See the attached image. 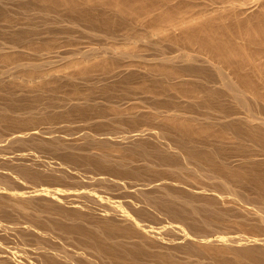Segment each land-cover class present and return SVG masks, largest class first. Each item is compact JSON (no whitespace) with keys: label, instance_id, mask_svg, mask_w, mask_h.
<instances>
[{"label":"bare ground","instance_id":"6f19581e","mask_svg":"<svg viewBox=\"0 0 264 264\" xmlns=\"http://www.w3.org/2000/svg\"><path fill=\"white\" fill-rule=\"evenodd\" d=\"M42 1L45 2V0ZM101 1V9L99 10H104V17L107 19H102V21H94V19H92L91 22H95H93L95 27H100V25H102L104 28H108L107 30L112 29L114 26H116L114 28H118L124 24L121 18H129L132 21H140V23L147 20L149 23L146 25L149 24L147 28L149 27L150 29V31L148 29L149 35L140 34L135 41L129 42V45L137 46L138 43H149L150 41L152 44L155 40L152 42L150 38L153 39L154 36L160 35L164 42H167L170 46H175V48H182L184 51L178 55H171L172 53L167 54L163 51L166 53L165 54L162 53L161 50L160 55H156V57L149 60L135 54L134 52L136 50L134 49L136 48L133 49L134 52H131L127 49H120L113 44L114 46L111 45L104 49L93 50L89 54L77 50L71 55L69 54V56H63L61 52H58L56 49L60 48L63 44H68L69 46L71 41H73V43L76 40L80 41V38L78 39L77 37L76 39V36H74L75 40L72 36L60 37L58 36L59 34H54L55 36H51V41L49 39V42L46 41L47 43L43 42L44 40L41 41L38 39L39 42H37V45L44 43L41 46L45 48V51L40 52L39 59L27 60L25 62H19L16 59L18 63H26L21 65V69L17 67L18 70L23 69L21 74L20 72H18L19 74L9 72L7 68L4 70L5 72L3 69L0 70V83L3 84V82H1L3 80L4 83L6 82L19 86V89L20 87H28L26 90H37L42 93L46 89V85L44 84L54 77H58L57 79H59L61 76L60 79L63 77L68 81H73L72 83L75 84V82L78 83L81 80L80 76H84L83 78H85V75H90L91 72H93L92 69L95 67L104 70L103 73L105 77L107 76L113 79L117 86V83L122 82L121 78L124 80L127 75L128 78H130L129 75L132 71L133 73L137 72L136 69V72H134V70H129L128 68L130 66L125 64L130 63L128 61L132 59L135 61L134 58H136L142 59V64H147H145V68L142 67L144 77L146 75L145 80L150 79L147 81H151V79H153L155 85L158 84L159 86V88L158 86L156 87L158 91L154 93L155 95H152L156 97V102L161 98L160 96H165L163 97L164 101H162L163 98H161L157 103L154 100L153 103H156L154 105L144 106L146 102L141 101L139 98L129 97L130 94L135 93L132 92V90L130 91L131 93L129 92V86L124 90L125 92L127 91L126 94L130 93L129 95L125 96V92L123 93L122 91L123 95H119L120 97L115 101L112 100L115 98H112L110 99L111 101L106 100V102L103 103L102 106L104 109L107 108V110L116 111L115 114L117 117H120L118 121L121 122L122 118H124V121L127 119L129 124L131 123L133 126L138 127L135 130V135L110 136V134H106L104 135L106 139L102 137L107 143L109 141V144H107L103 140L109 148H104V144L101 146L107 151L111 147L112 149L110 150H115L120 144L114 145V142L117 143L119 141L123 144H120L119 149L117 148L118 152L117 150L114 151L118 154L113 152L114 155L110 151L99 152L102 148L96 151L97 145L95 146V144L92 145L93 147H87V149H85L86 147L63 146L61 142L58 146H62L61 150H64L65 154H67L66 152H68V154L70 153L69 156L72 155V157H64V163L62 162L60 165L58 162L56 166L54 162H51L50 165L47 160L39 161L38 158L41 157V155L38 157L40 153H35L38 158L35 159L32 157L35 159V161L33 160L34 162L38 160L41 163L45 161L48 164L46 163V165L44 162L41 165L42 167H38L35 164L21 165V163L19 164V162H17L18 166L15 167V165V168L12 166V170L7 169L8 173L4 172V174L6 173L5 176H2L3 172L1 171L3 170L0 171V232L4 235L16 234V231L18 232L16 229L19 227L20 223H14L15 219L14 221H9V219L5 221L7 217L4 218L8 214V216L12 214L18 217L19 222L22 221V225L24 224V227H22L25 230L30 228L29 232L34 228V230H36V228H38L37 223L39 222L46 224V227H49V229L46 228V233L44 230H36V234L40 232L42 236L52 237L53 240H57V242H53L50 241V238V240H48V238L45 237L47 240L42 241L41 239H44V237L41 238L38 234V236H40V241H34L37 245L34 243L36 247L34 246L35 248H32L34 249L32 251L35 252V255L33 254L34 257H32L33 252L28 248L31 251L29 255V250L27 251L26 249V243L23 242V244L20 243V245L14 244L16 247L14 246V248H11L10 246L7 247L1 238L0 264H264V172L261 171V169L260 172H263L261 173L263 175H261L258 172L260 168L258 167V170L255 168L261 161L260 166L263 165L262 168L264 169V30L262 29L263 27L259 29L261 36L259 35L260 37L258 36L259 39L257 37L256 41L251 38V41L256 42V46L254 42L249 43L250 39L247 40L248 42L245 41V44H241L238 41H244L242 35L246 36V31L250 30V26L253 27L251 22L248 21L240 25V23L238 24L240 20H238L237 23L236 21L234 23L229 20L230 24H234L230 26L228 20L227 22L225 21V19L228 17V19H230L231 17L227 15L229 14L227 12H231L233 16H242V14H246V7L253 0ZM61 2L62 1H60V3ZM74 2L76 3V0H74ZM55 3L60 4L58 0ZM83 3H87V1ZM261 3H264V1H261ZM63 4L65 5V3ZM54 6L53 8L56 10L57 4L55 7ZM65 6H67L69 10L68 5ZM75 6L74 4V7ZM47 8L46 6V9ZM78 8L76 6L75 9L77 10ZM86 8L87 7H85V9ZM73 11H75L74 8ZM73 11H70V13L74 14ZM82 14L83 13H81V16ZM91 15L92 14L89 16ZM94 15H96V13ZM83 16L82 18H84L86 22H90L87 21L89 17L86 18L85 15ZM74 17L75 16H73V18ZM117 17H121L119 23L118 21L115 23V20H117L115 18ZM258 17L264 19V12ZM81 19L79 21H82ZM221 20L222 22L220 24L219 22ZM223 20L228 23V25L225 23L223 24ZM71 21L69 22L71 23ZM73 22L75 21H72V27L69 26L72 30L74 28L73 26H75L82 34L97 35V32L93 33L88 29L91 31L90 33L84 30V28L82 29L81 27L83 24L79 27V25L76 23L73 24ZM96 22H98V24ZM121 22L122 24H120ZM216 22L219 25H217ZM70 23L68 25H70ZM213 23L215 24L213 25ZM256 24L257 27L261 25L257 21ZM244 29L246 30L245 32ZM242 30L245 34H243ZM251 31L254 32L255 30H250L249 32ZM17 35H15V38L19 36ZM19 37L15 40H20V42L16 43L15 41L2 44L0 47V60H3L2 62L7 59V62H10L12 57L14 58L15 55L19 54L18 49L22 46V36L20 39ZM79 41L77 42L79 43ZM77 42L74 43V45L78 44ZM247 43H249V45L254 44V46H249ZM146 45L147 44H145V46ZM141 49H146V47H142ZM138 51L136 53H138ZM55 59L60 60L62 63H66V66L64 65L61 70H58L55 68L46 69L44 68L46 67L45 65L35 64L54 63L56 62ZM133 60L132 63H134ZM111 63L115 64L109 68V66L112 65ZM118 63L120 65L123 63V65L117 67ZM72 69L75 70L72 71ZM142 71H138L140 75ZM7 72L9 74H7ZM34 72H39V75L36 74V77H33L31 73ZM74 72H76V74L78 73V75L81 74L78 77L79 80H75L77 77L74 78ZM138 72L136 75L139 74ZM26 75L28 77H25ZM63 78L62 81H64ZM61 82L60 84H62ZM111 84H113V82L109 83V86ZM62 85H59L60 87L58 86V89L62 88ZM55 86H57L56 82ZM66 86L70 87V85ZM74 86V90L72 88L69 90L72 91V93H77L78 87L76 88V85ZM103 86L104 88L100 86L99 90L101 93L106 94V90L109 86L107 85V88H105L106 84ZM6 87L8 86L6 85ZM47 88L49 87L47 86ZM91 88L92 87H90L88 91L91 90ZM149 89L152 90L150 87H148L147 90L145 88L146 91H149ZM26 90L24 89V91ZM11 92L12 90L10 93ZM88 93L90 95V92ZM2 94L4 95V93ZM97 95H99V93ZM111 95L110 97H113V91ZM115 95L118 96V94ZM80 96H77V98L72 96L73 98L65 100L66 103L65 101H63V103L61 102L62 104L65 103L64 105L58 106V108L66 110L72 105L68 110L63 111L65 118L66 115L70 117L74 115L75 112H81L83 110V113H86L91 108V110H89L91 113L97 111L96 109L98 107H102L100 104H96L98 102L95 103V101L89 98H79ZM106 96L109 95L106 94L104 97ZM136 101L139 102L137 103ZM11 102L13 101L11 100ZM1 103L0 104L3 105V102ZM13 104L14 103H12L10 107H12ZM5 105H3V108L0 106V116L2 117H0V120L6 122V118L14 115L12 121L16 119V123L20 122L18 124L19 126L23 124V121H25V125L27 121L28 124L33 123V125H36L34 122L37 119L31 117L37 116L36 118H38V116L41 117V115L48 117L47 114H51L53 112L52 110L58 109L57 107L53 108V106H51L53 108L52 110L48 108L49 106L45 108H30L25 111L19 108L20 111H23L20 112L8 106L5 108ZM124 106H126V108ZM127 106H130V109L129 107L127 108ZM190 106H196L198 109L202 108L204 110L201 112L193 110V112L191 111V109H193L192 107L188 109ZM196 107L194 108L196 109ZM11 109H13V111ZM49 109L50 112L52 111L51 113ZM200 109L198 111H200ZM101 110L100 108V111ZM129 110L132 111L128 112ZM103 113L105 114V112ZM54 114H57V111L56 113L54 112ZM87 114L89 115V113ZM116 115L115 118H117ZM52 116L55 117L53 113ZM47 117L46 119L43 118L44 121L49 119V117ZM108 119L106 121L110 123ZM6 120L9 123V120ZM49 120L51 121L52 118ZM118 121H116V123H120ZM3 122L0 121V123ZM42 122L43 121H41V123ZM141 122L143 124H140ZM12 123L15 124V121ZM112 123L114 122L112 121ZM139 124L140 127L146 126V130L138 131L137 129L140 128L138 126ZM92 134L88 135V139L93 140L91 142H97L96 144H98V139L100 138L101 142L104 143L100 134L98 136L97 134L95 136V133ZM25 136H21V138ZM106 136H109V138ZM17 139H15L16 142H18ZM22 139H20V141ZM114 139L115 141H113ZM24 140H26V138H24ZM52 140L51 143L56 142V146L60 141L58 138H53ZM111 140L112 143H110ZM199 140L208 142H200ZM34 141L33 144L36 142ZM42 141L44 140L42 139ZM26 142L29 143L27 140ZM39 142L40 141H38V144L42 145L43 143L44 145L46 141L42 143ZM101 142L99 143L101 144ZM220 143H224L225 145ZM38 144L35 143L34 145L37 146ZM52 144L47 145L46 143L47 146H51ZM217 144L223 147L226 146V148L224 147L222 149L220 145L216 147ZM98 146L100 148V145ZM39 147L37 146L36 148ZM33 150L32 152L36 149ZM32 152L30 151L29 153L32 154ZM83 152L86 153L85 157H82L84 156ZM31 154H29V156ZM31 156H33V154ZM77 156H81L82 158H78ZM24 163H27V161ZM71 163H75L76 166L73 164L75 167H77L78 163H82L84 167H89L90 170L92 169L96 172H103L104 170V172H107L109 170L110 173H108V171L106 174L110 175L109 177H105L106 175L103 176L100 173V175L105 177L102 184H104L106 180L109 181L108 179L112 176L111 174L115 177V175L118 176L119 173L122 174V171L119 170L128 171L129 173L126 172L128 174L126 178L128 179L125 180H129V182L121 181V185H118L120 188L128 190L127 193L131 195L125 194L127 195V201H125L126 198L123 197L125 202H123V200H113L105 193L109 190L105 183L108 189L106 190V188L103 187V190L104 188L106 190L103 191L105 194H103L102 191L101 194L98 190H95L94 187H91V189H85V191L80 193L74 194V192L72 195L77 196H74L73 199L69 198L70 200H68V197L63 195L64 191L57 189L52 190L53 188H48V185L43 189L35 188L34 190L36 191L33 190V192H28L30 190H26L27 192H19L14 185L15 183L24 187L32 182H41L42 179L46 178V175L48 176L51 174L53 176V174H60V172L63 170L66 171L68 168L71 169L72 167L70 168L69 166L67 168L69 164L73 166ZM53 164H55L56 167ZM8 165H6V168ZM82 165H79V167H82ZM125 171H123V173ZM148 173L156 177H152V179L145 178L147 176H152ZM143 174H147V176ZM48 178L49 177L46 179ZM65 178L66 177H64V179ZM118 178H120V176ZM124 178L125 177H123V179ZM50 179L48 181H55ZM99 180H101V178ZM59 181L60 180H58V182ZM109 184H111V181ZM29 186L30 185H28V188ZM59 188L62 189L61 187ZM68 191H65L67 195L69 193ZM4 192H7L6 194L8 195H4ZM40 194H44V197L48 196L50 198V203L44 205L41 201H36V196ZM41 205L46 207H42ZM22 215L29 216L27 218L28 222L20 219ZM145 216L146 218L147 216H155V218L159 216L158 218H162V223H164V225L161 224L162 226L157 228L150 227L146 225L148 218L145 219ZM215 219L218 220L215 221V223L218 222V224L213 223ZM158 220L160 219L156 218V221ZM211 222L214 225H212ZM219 222H226L228 224L227 226L236 229L235 232L225 231L226 224L225 228L223 227L225 230H221L223 228L217 226ZM215 225L219 229H214L213 226ZM200 228H202V230L203 228L205 230L213 229L205 233L207 231L204 230L205 232H203ZM43 229H45V227H43ZM26 232L28 233V231ZM9 235L7 236L11 237ZM15 236L20 237V234H16ZM15 236H13V238ZM20 238L21 241L25 240L24 236ZM67 239L68 241L69 239L71 240L69 241L70 245L71 243L74 245L75 242L81 240H84L86 244H82L84 242L81 241L80 243H76L78 244L77 246L75 245L76 247L73 245L70 247V245L67 246V243L63 242ZM32 240H35V238ZM15 241L18 242V240ZM47 241L53 242V244H49ZM9 243L11 242L9 241ZM3 253L6 257H2L4 256Z\"/></svg>","mask_w":264,"mask_h":264},{"label":"rangeland","instance_id":"374dc122","mask_svg":"<svg viewBox=\"0 0 264 264\" xmlns=\"http://www.w3.org/2000/svg\"><path fill=\"white\" fill-rule=\"evenodd\" d=\"M41 1V2H40ZM57 2V0H45V2H43L42 0H0V47L2 46V44H4V43H6V42H15L16 41V43L17 42H20V40L18 41V40H15V39H17L20 35L22 36V39H21V41H22V46H21V48H19L18 49V52H19V54L18 55H15V57L13 58L12 56V60H10V62H7L8 61V59L5 61L4 60V62H2L1 60V62H0V70L1 69H3V71L7 68V70L9 69V72H12V73H16V74H19L18 72H20V74H21V72H23V69L22 70H18L17 69V67L19 68V69H21V65H23V64H26V63H18L17 61H21V62H25V61H27V60H37V59H39L40 57H39V54H40V52H42V51H45V48L43 47V46H41V45H43V44H38L37 45V42H39V40H41V41H43V42H45V43H47V42H49V39H50V41H51V36H55L56 34L58 35V36H60V37H67V36H72V37H74V36H76V39H77V37H78V39L80 38V41L79 40H76L75 39V37H74V39L76 40V41H74V43H76L77 41H79V43L78 44H75L74 45V43H73V41H71V43H73V44H69V46H68V44L67 45H65V44H63L60 48H58V49H56L58 52H61V54L64 56H69V54L71 55L73 52H76L77 50H79V51H81V52H83V53H87V54H89L90 52H92L93 50H100V49H104L105 47H108V46H117V47H119L120 49H123V50H129V51H131V52H134L133 51V49L134 48H136V49H134V50H136L134 53L135 54H137L139 57H144V58H146V59H151V58H153V57H156V55L158 56V55H160L161 54V52L162 53H172L171 55H178L179 53H181L182 51H184L182 48H180L179 49V47H176L175 48V46L173 47V45L172 46H170V44H168L167 42H164L163 40H162V36H160V35H158V36H154L153 37V39L152 38H150L151 40H152V44H151V41L148 43H142V44H140V43H138L137 44V46L135 45H129L128 43L129 42H133V41H135L137 38H138V36H140V34L141 35H149L148 34V32L150 31V29H149V27L147 28V26L149 25H146L147 23H149V22H147V20L143 23V22H141L140 23V21H136V20H131V19H129V18H125V19H129V20H125V19H123V18H121V17H117V18H115V19H117V20H115V23H116V21H118V23L120 22V18H121V21L124 23V24H122V22L120 23V24H122L121 26H119L118 28H114V27H116V26H114L112 29H109V30H107L108 28H104V26H102V25H100V27H95V22L94 21H98V20H100V21H102V19H107L106 17H104L105 16V14H104V10H99V9H101L100 8V3L102 2L101 0H89V4H88V0H80V3H79V0H76V3L74 2V0H60V1H62L61 3H60V1L58 0V2L60 3V4H58V3H55V2ZM68 1H69V3H68ZM85 1H87V3H83V2H85ZM261 1L263 2L264 0H253V1H251L249 4H248V6L246 7V14H242V16L241 15H239V16H233V15H231V12H227V13H229V14H227V15H229V16H231L230 17V19H225V21L227 22V20H228V23H229V25L230 26H233L234 24L232 23V24H230V21H233L234 23H235V21H236V23H237V21L238 20H240L239 22H238V24L240 23V25H242V24H244V23H246V22H251V25L253 26V27H251L250 26V30H255L254 32L253 31H251V32H249L248 30L246 31L245 29H244V32L246 31V36H244V35H242L244 38V41L243 42H241V41H238L239 43H244L245 41L246 42H248L247 40H249V43L251 42V43H253L254 41H251V38H252V40H257V37L261 34V33H259V29H261V27H263L262 29L264 30V19H260L258 16L259 15H262L263 14V12H264V3H261ZM70 2H72V3H70ZM74 2V3H73ZM54 3V4H53ZM63 3H65V5H68V7H69V10H68V8H67V6H65ZM53 4V5H52ZM56 4H57V6H56ZM70 4V5H69ZM74 4L77 6V10L75 9L76 8V6L74 7ZM86 4V5H85ZM56 6V10H55V8H53V6ZM59 5H61V6H59ZM64 5V6H63ZM82 5H85V6H82ZM46 6L48 7L47 9H46ZM54 6V7H55ZM58 7H60V8H58ZM61 7H63V8H61ZM71 7V8H70ZM81 7H83V8H81ZM85 7H87L86 9H85ZM53 8V9H52ZM73 8H74V10L75 11H73ZM81 8V9H80ZM84 9H85V13L87 14H85L84 13ZM48 12H47V11ZM80 10V11H79ZM4 12V14H3V12ZM45 11H46V13H45ZM70 11L72 12H74V14L73 13H70ZM77 11V12H76ZM82 11V12H81ZM89 11V12H88ZM99 11H100V13H99ZM262 11V12H261ZM93 12V13H92ZM5 13H6V15H5ZM79 13V14H78ZM81 13H83L82 14V16L83 15H85L86 16V18L87 17H89V18H87V21H90V22H86L85 21V19L84 18H82V16H81ZM96 13V15H94ZM99 13V14H98ZM106 13V12H105ZM258 13H260V14H258ZM262 13V14H261ZM90 14H92L91 16H89ZM102 14V15H101ZM257 14V15H256ZM79 15V16H78ZM102 17H101V16ZM251 15V16H250ZM73 16H75L74 18H73ZM248 16V17H247ZM252 16H253V18H252ZM79 17V18H78ZM84 17V16H83ZM97 17V18H96ZM227 17V16H226ZM251 17V18H250ZM76 18V19H75ZM82 18V19H81ZM233 18V19H232ZM257 18V19H256ZM70 19V20H69ZM71 19H72V21H75V22H73V24H77V25H79V27H81L82 26V24H83V26L81 27L82 29L84 28V30H86V31H88V32H90L91 33V31L94 33H96L97 35H92V34H82L81 32H79V30L77 29V28H75V26H73L74 28H73V30H72V28H70V27H72L71 25H72V21H71ZM74 19V20H73ZM82 20V21H79V20ZM88 19H90V20H88ZM92 19H94V23L93 22H91L92 21ZM252 19H254V20H252ZM230 20V21H229ZM259 23V24H261L260 26H258L257 27V24H256V21ZM69 21H71V23L69 22ZM76 21H78V22H76ZM126 23H125V22ZM79 22H81V23H79ZM219 22V21H218ZM221 22H222V20L219 22L220 24H221ZM226 22H224V20H223V24L225 23V24H227L228 25V23H226ZM70 23V25H68ZM90 23H91V25H90ZM97 24H98V22H96ZM118 23H117V25H118ZM217 23V22H216ZM119 24V25H120ZM215 23H213V25H214ZM94 25V26H93ZM217 25H219L218 23H217ZM11 26V27H10ZM70 26V27H69ZM91 26V27H90ZM256 26V27H255ZM70 29H69V28ZM89 27V28H88ZM92 27H93V29H92ZM102 27V28H101ZM209 27V26H208ZM87 28V29H86ZM210 28V27H209ZM244 28H246V27H244ZM91 30V31H89V30ZM98 31H97V30ZM148 29H149V31H148ZM95 30V31H94ZM111 30V31H110ZM256 30H258V31H256ZM242 32H243V30H242ZM243 32V34H245ZM249 32V33H248ZM256 32H258V33H256ZM21 33H23V34H21ZM68 33H70V34H68ZM19 36H18V35ZM55 34V35H54ZM249 34V35H248ZM15 35H17L18 37L17 38H15L16 36ZM23 35H24V37H23ZM254 35V36H253ZM256 35V36H255ZM13 36V37H12ZM21 36L19 37V39L21 38ZM251 36V37H250ZM261 36V35H260ZM259 36V37H260ZM158 37V38H157ZM259 37H258V39H259ZM25 39H27V40H25ZM39 39V40H38ZM24 40V41H23ZM28 43H26V42ZM47 41V42H46ZM30 42V43H29ZM32 42H34V43H32ZM159 42V43H158ZM245 42V43H246ZM65 43V42H64ZM66 43H69V42H66ZM112 43V44H111ZM244 43V44H245ZM249 43H247L248 45H249ZM255 43V46H256V42H254ZM35 44V45H34ZM107 44H109V45H107ZM114 44V45H113ZM145 44H147L146 46H145ZM160 44V45H159ZM32 45V46H31ZM70 45H72V46H70ZM140 45H141V48L143 47H146V49H141L140 48ZM151 45V46H150ZM152 45H155V46H152ZM157 45V46H156ZM252 44H250L249 46H251ZM134 46V47H133ZM163 46V47H162ZM252 46H254V44L252 45ZM155 47V48H154ZM149 48V49H148ZM152 50H151V49ZM160 48H163V49H160ZM141 51H140V50ZM139 50V51H138ZM143 50H146V51H143ZM151 50V51H150ZM162 50V51H161ZM178 50V51H177ZM138 51V53L139 54H141V55H139L138 53H136ZM161 51V52H160ZM163 51H165V52H163ZM66 53V54H65ZM165 53V54H166ZM148 54V55H147ZM169 54V55H170ZM147 55V56H146ZM153 55V56H152ZM155 55V56H154ZM17 56V57H16ZM37 56V57H36ZM39 57V58H38ZM16 59H17V61H16ZM135 59V61H134V63H132V60H129L128 62H130V63H125V64H128L130 67L128 68L129 70H134V72H140V70L142 71L143 70V68H145L146 66H145V64L143 63H141L142 61V59L140 60V59H136V58H134ZM13 60H15V61H13ZM55 61L56 62H54V63H35V64H40V65H45L46 67H44V68H55V69H62L63 68V66L65 65L66 66V63H62V62H60V60H58V59H55ZM7 62V63H6ZM11 62H13V63H11ZM135 62H137V63H135ZM140 62V63H139ZM5 63V64H4ZM9 63H11V64H9ZM8 64H9V67H8ZM28 64H30V63H28ZM31 64H33V63H31ZM93 64V63H92ZM94 64H96V63H94ZM112 64V63H111ZM113 64H115V63H113ZM113 64L111 65V66H109V68H111L112 66H113ZM131 64H132V66H131ZM6 65V66H5ZM19 65V66H18ZM119 63H118V66H117V64H116V66L117 67H119ZM122 65H123V63H122ZM122 65H120V66H122ZM134 65V66H133ZM147 65V64H146ZM2 66V67H1ZM145 66V67H144ZM115 67V66H114ZM143 67V68H142ZM96 68V67H95ZM95 68H93L92 70H93V72H91V74L89 75V74H86V75H88V76H86L85 75V78H83L84 76H80L81 74H79L78 75V73L76 74V72H74V78H78L79 76H80V81L77 83V82H75V80H79V78L77 79H75L74 80V82H75V84H73L72 82L73 81H68L67 79H64L63 77V79H64V81H62V78L60 79V77H59V79H60V81H59V79H57L56 77H54V78H52L51 80H52V82H51V80L49 81L48 80V82H46V84H44V85H46L45 86V90L41 93V92H38L37 90V93H36V91H32L31 89H29V90H26L28 87H26V88H23V87H20V89H19V86H15V85H12V84H9V83H4V81L2 80L1 82H3V84L2 83H0V103L1 102H3V105H5L6 103H8V104H6L5 105V108L8 106L9 108H13L14 110H18V111H20L21 109L22 110H27V109H34V108H45V107H48V108H50L51 110L53 109V108H58V106L60 105V106H62V105H64L65 103H66V99H70V98H73L72 96H74V97H76L77 98V96H80L79 98H89V99H91L92 101H95V103L96 102H98V103H96V104H100L101 106L103 105V103L104 102H106V100H108V101H111L110 99H112V98H115V99H112V100H116L117 98H119L120 96H122L123 95V93L125 92L124 90L125 89H127L129 86V88L128 89H130L129 90V92L132 90V92H135L134 94H130V93H128V94H126V92H125V96L126 95H129V97L131 96L132 98H139L141 101H144V102H146V105H144V106H151V105H154V104H156L159 100H161V98H163V97H165V96H160L159 98L160 99H158L157 100V102H156V97L155 96H152V95H155L154 93L156 92V91H158V88H159V86H158V84H156L155 85V82H153V79H151V81H147V80H150V79H146L145 80V77H146V75H145V77H144V75H143V71H142V73H141V75H140V73L139 74H137L136 75V73H133V71H132V73L129 75V77L130 78H128V75H127V77H125L124 78V80L121 78V80H122V82H121V80H120V82L121 83H117L118 85L116 86V82L113 80V79H111V78H108L107 76L105 77V75H104V73H103V71L104 70H101V68H99L98 69V67L96 68V70H95ZM135 69H136V71H135ZM6 70V71H7ZM75 69H72V71H74ZM91 70V71H92ZM95 70V71H94ZM72 71H69L70 73L72 72ZM145 71V70H144ZM5 72V71H4ZM67 72H68V70H67ZM34 73H35V76H34ZM34 73H31L32 75H33V77H36V74L37 75H39L38 73H36V72H34ZM73 73V72H72ZM145 73V72H144ZM7 74H9L8 72H7ZM135 74V75H134ZM22 75H25V74H22ZM76 75H78V76H76ZM25 77H28L27 75L25 76ZM32 77V76H31ZM32 77V78H33ZM144 77V78H143ZM6 78V77H5ZM57 80H56V79ZM55 79V80H54ZM62 81V82H61ZM66 81V82H65ZM117 81V80H116ZM8 82V81H7ZM54 82V83H53ZM55 82H56V85L57 86H55ZM57 82H58V84H57ZM60 82L63 84H60ZM65 82V83H64ZM73 84H71V83ZM111 82H113V84H111L110 86H109V83H111ZM119 82V81H118ZM48 83V84H47ZM53 85H51V84ZM69 83V84H68ZM79 85H77V84ZM51 86H50V85ZM70 85V87L69 86H66V85ZM96 84V85H95ZM100 84H102V85H100V86H102L103 88H104V86L103 85H105L106 84V87L105 88H107L108 86H109V90L107 89L106 91V94H108L109 96H106V97H104L106 94H103V93H101L100 92V90H99V88H100V86L99 85ZM6 85L8 86V87H6ZM12 85V86H11ZM59 85H62L61 87L62 88H60V89H58V86ZM65 85V86H64ZM74 85H76V88H77V93L76 92H74V93H72V91H70L71 90V88L73 89H75V86ZM92 85V86H91ZM108 85V86H107ZM114 87H113V86ZM4 86V87H3ZM47 86L49 87V88H47ZM72 86H74V87H72ZM81 86V87H80ZM93 86H94V88H93ZM145 86V87H144ZM158 86V88H156ZM4 89H3V88ZM10 87V88H9ZM11 87H13V88H11ZM15 87V88H14ZM54 87V88H53ZM60 87V86H59ZM67 87V88H66ZM88 87V88H87ZM90 87H92L91 88V90H89L88 91V89H90ZM112 87V88H111ZM117 87V88H116ZM121 87V88H120ZM123 87V88H122ZM144 87V88H143ZM148 87H150V88H152V90L151 89H149V91H146L147 89H148ZM79 88H80V90H79ZM145 88H146V90H145ZM24 89L26 90V91H24ZM49 89H54L53 91L52 90H49ZM70 89V90H69ZM73 89V90H74ZM96 89V90H95ZM135 89V90H134ZM3 92H2V91ZM9 90V91H8ZM12 90V92L10 93V91ZM14 90V91H13ZM16 90V91H15ZM21 90H23V91H21ZM93 90H94V92H93ZM110 90H112L113 91V97H110V96H112L111 94H112V91H110ZM117 90V91H116ZM151 90V91H150ZM28 91V92H27ZM33 92V93H31V92ZM56 91V92H55ZM79 91V92H78ZM84 91V92H83ZM93 92V94H92V92ZM122 91H123V93H122ZM7 92H8V94H7ZM49 92V93H48ZM57 92H58V94H57ZM61 92V93H60ZM66 92V93H65ZM82 92V93H81ZM88 92H90V95H89V93ZM122 94H121V93ZM2 93H4V95L2 94ZM13 93H15V94H13ZM53 93H54V95H53ZM67 93H70V94H67ZM72 93V94H71ZM80 93V94H79ZM96 93V94H95ZM99 93V95H97ZM101 93V94H100ZM111 93V94H110ZM12 94V95H11ZM115 94H118V96L117 95H115ZM65 95H67V96H65ZM68 95H69V97H68ZM77 95V96H76ZM87 95V96H86ZM100 95H102V96H100ZM120 95V96H119ZM63 96H65V97H63ZM85 96V97H84ZM117 96V97H116ZM13 97V98H12ZM128 97V96H127ZM130 97V98H131ZM152 97V98H151ZM153 97H155V98H153ZM5 98V99H4ZM9 98V99H8ZM10 98H11V100L13 101V102H11V100H10ZM78 98V99H79ZM14 99V100H13ZM153 99V100H152ZM34 101V102H32V101ZM154 100H155V102L156 103H153L154 102ZM4 101H5V103H4ZM63 101H65V103L64 104H62L63 103ZM162 101H164V98L162 99ZM11 102V103H10ZM16 102V103H15ZM37 102V103H36ZM62 102V103H61ZM134 102V101H133ZM137 103L139 102V101H136ZM161 102V101H160ZM177 102V101H176ZM12 103H14L13 104V106L12 107H10L11 105H12ZM34 103V104H33ZM94 103V102H93ZM148 103V104H147ZM151 103V104H150ZM2 104V103H1ZM0 104V106H1V108H3L4 106L3 105H1ZM105 104H107V103H105ZM14 105H15V107H14ZM51 106H53V108L51 107ZM68 107V106H67ZM66 107V108H67ZM69 107H72V105L71 106H69ZM69 107H68V109H69ZM125 108H126V106H124ZM129 107V109H130V106H127V108ZM191 107L192 106H190V108L188 107V109H191ZM194 107H196V106H194ZM194 107H192L193 109H191V111H197V112H201V111H203L204 109H200V111H198L199 109L196 107V109L194 108ZM19 108H20V110H19ZM99 108V107H98ZM96 109L97 111H93L94 110V108H93V112H89V110H91V108L88 110V108H87V110H88V112H84L83 113V110L81 111V112H75V114L74 115H71L70 117H68V115H66V118L64 117V113H63V111H66V110H68V109H66V110H62V108L60 109V108H58V109H54V110H52L51 112L53 113V115H55V117L54 116H52V113L50 112V109H49V112L51 113V114H47L48 115V117H49V119H51L52 118V120L50 121L49 119H47V121L45 122L44 121V119L43 118H45L46 119V117L47 116H42L41 115V117L40 116H38V118H36L37 116H35V117H31V118H35V119H37V120H35V122L34 121H32V122H34V124H36V125H33V123H27L26 122V125L24 124V122L25 121H23L22 123V125L21 126H19L18 124L20 123L19 121V123H16V119L15 120H13L12 121V118L14 119V115L13 116H9L8 118H6V119H8L9 120V123H11V124H9L8 123V121L5 119V121L6 122H3V120H0V121H2L3 123H0V128H1V131H0V137L2 138H0V146H2V147H0V171L1 170H3V171H1V172H3V174H2V176H5L6 175V173H8L7 171L9 170V169H11L12 170V166H13V168H15V167H17L18 166V163L17 162H19V164L21 163V165H23V164H35L36 166H38V167H42L41 165H42V163H44L46 160L47 161H49V164L51 165V162H54V163H56V166L59 164H62V162L64 161V157L65 158H68V157H72V155L71 156H69L70 155V153L68 154V152H66L67 154H65V151L63 150H61V148H62V146L60 147V146H58L59 145V143H61V145H66V146H72V147H78V148H85V149H87V147L89 148H91V147H93L92 145H94L95 144V146L97 145H100V148H99V146L97 147L96 146V151L97 150H99V149H101V151L99 150V152H104V151H106V152H108V151H110V152H114V151H116L117 150V152H118V149H119V146H120V144H121V142H117V143H113L114 145H118L119 143V145L117 146V148L115 149L114 147V149L115 150H110V149H112V147L107 151L106 149H104V148H109L108 146H106L107 144H109V141H108V143H107V141L106 140H104V139H106L105 138V136L104 135H106V134H110V136H128V135H135V130H136V128H138V127H136V126H133L131 123L129 124V121L126 119V121H124L125 119L124 118H122V120H121V122L123 123H121L120 121H118L119 119H120V117L118 116L117 117V115L115 114V112L116 111H111V110H107V108L106 109H104L103 108V106L102 107H100L102 110L100 111V108L99 109ZM13 109H11L12 111H13ZM65 109V108H64ZM187 109V108H186ZM187 109V110H188ZM198 109V110H197ZM62 110V111H61ZM99 110V111H98ZM125 110V109H124ZM56 111H57V114H54V112L56 113ZM61 111V112H60ZM123 111V110H122ZM132 110H129L128 112H131ZM193 111V112H194ZM15 112V111H14ZM20 112H23V111H20ZM49 112H46V113H49ZM96 112V113H95ZM99 114H98V113ZM100 112H102V113H100ZM103 112H105V114L103 113ZM46 113H45V115H46ZM59 113V114H58ZM80 113V114H79ZM87 113H89V115L87 114ZM83 114V115H82ZM102 114V115H101ZM103 114H104V116H103ZM56 115H58V116H60V117H58V116H56ZM61 115H63V116H61ZM79 115H81V116H79ZM88 115V116H87ZM115 115H116V117L117 118H115ZM1 117V116H0ZM40 117V118H39ZM47 117V118H48ZM68 117V118H67ZM87 117V118H86ZM106 117H107V119L108 120H110V123H108V121H106L107 119H106ZM2 118V117H1ZM10 118H11V121H10ZM30 118V117H29ZM61 118V119H60ZM70 118V119H69ZM102 118H103V120H102ZM42 119V120H41ZM60 119V120H59ZM115 119H117V120H115ZM43 121L42 123H41V121ZM56 120V121H55ZM15 121V124L18 126H16L15 124H13L12 122H14ZM37 121V122H36ZM48 121H49V123H48ZM67 121H69V122H67ZM112 121L114 122V123H112ZM116 121H118V122H120V123H116ZM125 123H124V122ZM99 122V123H98ZM101 122V123H100ZM105 124H103V123ZM8 123V124H7ZM94 123H96V124H94ZM106 123H107V125H106ZM127 123V124H126ZM13 124V125H12ZM103 124V125H102ZM110 124V125H109ZM140 124H143L142 122L140 123ZM140 124L138 125L139 127H140ZM2 125V126H1ZM4 125H6V126H4ZM9 125H11V126H9ZM15 125V126H14ZM129 125V126H128ZM132 125V126H131ZM23 126V127H22ZM24 126H26V127H24ZM5 127V128H4ZM7 127V128H6ZM17 127V128H16ZM131 127V128H130ZM4 128V129H3ZM13 128V129H12ZM138 131L139 130H146V126L144 127H140L139 129H137ZM134 131V132H133ZM4 132V133H3ZM88 133V134H87ZM94 134L95 133V136H96V134H97V136L100 134L101 136V139H102V137H104V139H102V141L104 140L107 144H105V142L104 143H102L101 142V140H100V138L98 139L99 141H98V144H96V143H93V142H91V141H93V140H91V139H88L89 137H88V135H91V134ZM113 133V134H112ZM92 134V135H93ZM103 134V135H102ZM112 134V135H111ZM115 134V135H114ZM26 135V136H25ZM3 136V137H2ZM18 137V139H17V137ZM21 136H25V137H22L21 138ZM52 137V138H51ZM87 137V138H86ZM106 137H108L109 138V136H106ZM24 138H26V140L29 142V143H27L26 142V140H24ZM53 138H58L60 141L57 143V146H58V148H57V146L55 145L56 144V142L54 143V142H52L51 143V140L53 139ZM15 139H17L18 140V142H16V140ZM20 139H22L21 141H20ZM38 139H40V140H38ZM42 139L44 140V141H46L45 142V147H44V145H43V143L42 142H44V141H42ZM62 139V140H61ZM116 139V138H115ZM115 139L113 140V141H115ZM36 142H35V141ZM49 142H48V141ZM64 140V141H63ZM116 140H118V139H116ZM31 141H32V143H31ZM33 141L36 143V144H38V141H40L41 143H42V145H43V147H42V145L41 144H38L37 146L39 147V145H40V147L39 148H41V149H39V148H36L37 146L36 145H34L33 144ZM53 141V140H52ZM56 141H58V140H56ZM200 141V140H199ZM204 141V140H203ZM202 140L200 141V142H203ZM4 142V143H3ZM39 142V143H40ZM66 144H65V143ZM90 142V143H89ZM99 142H101V144L99 143ZM205 143H207L206 141H204ZM3 143V144H2ZM24 143H26V144H24ZM46 143H47V145H50V144H52L51 146H47L46 145ZM64 143V144H63ZM93 143V144H92ZM110 143H112V140L110 141ZM24 144V145H23ZM27 144H29V145H27ZM103 144L105 145L104 146V148L103 147H101V146H103ZM220 144H224V143H220ZM219 144V145H220ZM121 145H123V144H121ZM218 144L216 145V147L217 146H219ZM222 145H220V146H222ZM225 145V144H224ZM227 145V144H226ZM32 146V147H31ZM94 146V147H95ZM225 148H226V146H224ZM223 146H222V149L224 148ZM33 148H34V150H33ZM48 148V149H47ZM98 148V149H97ZM218 148H221V147H218ZM30 149H32L34 152H32V150H30ZM38 149H39V151H38ZM32 152V154H33V156H31L32 154L31 153H29L30 151ZM56 150H57V152H56ZM60 150H61V152H60ZM44 151V152H43ZM117 152H114V153H117ZM31 154L30 156H29V154ZM35 153L36 154H38V153H40V154H38V157H39V155H41V157H37V155H35ZM84 153V156H82V157H85V152H83ZM113 153V154H114ZM118 154V153H117ZM116 154V155H117ZM36 157H35V156ZM68 155V156H67ZM115 155V154H114ZM35 158V159H37L38 158V160L39 161H43V160H45L44 162H39L38 160H37V162H34L35 161V159H33V158ZM62 157V158H61ZM75 157V156H74ZM78 157V156H77ZM81 156H79L78 158H80ZM81 157V158H82ZM5 158V159H4ZM31 158V159H30ZM42 160H41V159ZM63 159V160H62ZM30 160V161H29ZM34 160V161H33ZM62 160V161H61ZM261 160V159H260ZM9 161V162H8ZM27 161V163H24V162H26ZM9 163V165H8V163ZM14 163V164H12V163ZM23 162V163H22ZM57 162H58V164H57ZM61 162V163H60ZM37 163V164H36ZM47 162H45V164H46ZM64 163V162H63ZM45 164H43L44 166H46ZM75 165V163H71V165ZM77 164V163H76ZM260 164H261V161H260V163L258 164V166L257 167H255L256 169L259 167L260 169H259V173L261 174V173H263L264 172V169L262 168L263 167V165H261L260 166ZM5 165V166H4ZM6 165H8L7 166V168H6ZM16 165V166H15ZM21 165H19V166H21ZM54 166H55V164H53ZM73 165V166H74ZM79 165H82V163L81 164H79L78 163V165H77V167H73V166H70V164L69 165H67V168H68V166L71 168V169H66V171L68 172H66L65 170H63L62 172H60V174L59 173H56V175H54L53 174V176L51 175H46V174H49V173H46V174H44V175H46V178L47 177H49L48 179H42V183L40 182V181H36V182H32L31 184H28V185H30L29 186V188H28V185H26V186H20L19 184L17 185V184H15L14 183V185H15V187H17V190L19 191V192H27L28 190H30V191H28V192H33V190L36 188V189H43V188H46L47 187V185H48V188H50V189H52V190H61V191H64V193H63V195H66L65 197H68V200H70V199H73V197L75 196H73L72 194L74 193V194H76V193H80V192H83V191H85V189L87 190V189H91V187L93 188H95V190H98V192H100L101 193V191H102V193H103V191H106V190H108L107 192H105V193H107L106 195L107 196H109L111 199H113V200H117V201H121V200H123V202H125V201H127V195H131V194H128L127 192H128V190H126V189H122V188H120L119 187V185H121V181H123V182H129V180H125V179H128V178H126L127 177V173H129L128 171H125V170H119V171H122V174L121 173H119V175L117 176V175H115V177L113 176V174H111L112 176L110 177V179H108L109 181H105L104 182V184H102L103 183V179L105 178V177H109L110 175H106L107 174V172L109 171H107V169H106V171L107 172H96V171H93L92 169L90 170L89 169V167L87 168V167H84L83 165H82V167H79ZM5 167V169H4V167ZM9 166H10V168H9ZM15 166V167H14ZM55 166V167H56ZM2 167H3V169H2ZM59 167V166H58ZM35 168H37V167H35ZM87 168V169H86ZM8 169V170H7ZM262 169V170H261ZM4 170H6V171H4ZM71 170V171H70ZM258 170V169H257ZM256 170V171H257ZM260 170L261 171H263V172H260ZM123 171H125L124 173H123ZM1 172H0V174H1ZM4 172H6L5 174H4ZM127 172V173H126ZM258 172H255V173H258ZM67 173V174H66ZM100 173L103 175V176H105V177H103L102 175H100ZM108 173H110V171L108 172ZM126 173V174H125ZM142 173V172H141ZM62 174V175H61ZM65 174V175H64ZM69 174V175H68ZM99 174V175H98ZM121 174V175H120ZM124 174V175H123ZM148 174H151V173H148ZM259 174V175H260ZM144 175V174H143ZM146 176H147V174H145ZM144 175V176H145ZM152 176H147V177H145V178H151L152 179V177L153 178H155L154 177V175L153 174H151ZM261 175H263V174H261ZM55 176V177H54ZM62 176V177H61ZM69 176V177H68ZM102 176V177H101ZM117 176V177H116ZM120 176V178H118ZM122 176V177H121ZM50 177H51V179H50ZM64 177H66L65 179H64ZM92 177V178H91ZM123 177H125L124 179H123ZM60 178V179H59ZM101 178V180H99ZM114 178V179H113ZM117 178H118V180H117ZM52 180V181H54V182H50V181H48V180ZM63 179V180H62ZM92 179V180H91ZM123 179V180H122ZM142 179V178H141ZM140 179V180H141ZM43 180H45V181H43ZM58 180H60L59 182H58ZM98 180H99V182H98ZM116 180V181H115ZM48 181V182H47ZM93 181V182H92ZM110 181H111V184H109L110 183ZM120 181V182H119ZM38 182V183H37ZM109 182V183H108ZM115 182V183H114ZM35 183V184H34ZM39 183H41V184H39ZM105 183H106V186L108 187V189L106 188V186H105ZM102 184V185H101ZM108 184H109V186H108ZM119 184V185H118ZM46 185V186H45ZM35 186V187H34ZM38 186V187H37ZM45 186V187H44ZM63 186V187H62ZM119 188H118V187ZM20 187V188H19ZM27 187V188H26ZM40 187V188H39ZM59 187H61L62 189H60ZM103 187H105L106 188V190H105V188H104V190H103ZM22 188V189H21ZM25 188V189H24ZM31 188V189H30ZM55 188V189H54ZM65 188V189H64ZM21 189V190H20ZM27 190V191H26ZM69 190V191H68ZM73 190H76V191H73ZM34 191H36V190H34ZM65 191L67 192H69L68 193V195L65 193ZM130 191V190H129ZM7 192H4L3 194L5 195ZM101 193V194H102ZM105 193H103V194H105ZM125 194H127V195H125ZM249 194V193H248ZM251 194V193H250ZM6 195H8V194H6ZM42 197H41V196ZM40 195H37L36 197L38 198H36L35 200L36 201H41L44 205L46 204L47 205V203L49 204L50 203V201H49V197L48 196H45L44 197V194L42 195V194H40ZM125 195V196H124ZM252 195H253V193H252ZM251 195V196H252ZM70 196V197H69ZM77 196V195H76ZM75 196V197H76ZM133 196V195H132ZM41 197V199L39 200V198ZM122 197V198H121ZM123 197H125L126 198V200L123 198ZM44 198V199H43ZM70 198V199H69ZM115 198H117V199H115ZM119 198H121V199H119ZM48 201H47V200ZM125 200V201H124ZM41 202H40V204H41ZM46 202V203H45ZM42 206V207H46V206ZM9 215V214H8ZM8 215H6L4 218H6L5 219V221H7L8 219H9V221H14V219H15V221H14V223L15 222H17V223H20L19 224V227H17V229L16 230H18V232L16 231V234L18 235V234H20V237H23L24 236V239L27 241H21V238L19 237V236H15L16 234L14 233H12L11 235H9V234H7V235H9V236H11V237H8L6 234L4 235L3 233H1L0 232V235H2V236H0V240H1V238H2V240H3V243L7 246V247H11V248H14V244H19L20 245V243L21 244H23V242L24 243H26V245H27V251L29 250V249H31V251L32 250H34V249H32V248H35L36 246L34 245V243L37 245V240H39L40 241V236H41V238L42 237H44V239H41L42 241L44 240V241H46L47 240V238H48V240H50V241H53V242H57V240H53V238L52 237H47V236H42L41 234H40V232L38 233L40 236H38V234H36V230H46V228L47 229H49V227L47 226L46 227V224H44V223H42V222H39V223H37V226H38V228H36V230H34L33 228V230H31L30 232H29V230H30V228H28L27 230H25L23 227H24V224L22 225V221L21 222H19V219H18V217L17 216H15V215H12V214H10L11 216H8ZM2 216V215H1ZM13 216V217H12ZM17 218V221H16V218ZM21 217V216H20ZM29 216H23L22 215V218H20L21 220H23V221H25V222H28V218ZM150 217V216H149ZM148 216H147V218H148V220H147V222H146V225H148V226H150V227H154V228H157V227H160V226H162V225H164V223H162L163 221H162V218L160 217V218H158L159 216H156V218L157 219H160V220H158V221H156V218H155V216H153V217H150L149 218ZM24 218H25V220H24ZM146 218V216H145V219H147ZM153 218V219H152ZM155 218V219H154ZM213 218V217H212ZM150 220V221H149ZM153 220H155V221H153ZM217 219H215V220H213L214 222L213 223H215V221H216ZM218 221V220H217ZM212 223V222H211ZM210 223V224H211ZM212 223V225H214ZM162 224V225H161ZM215 224H218V222L217 223H215ZM222 224H224V225H222ZM225 224H226V230L224 229L225 228ZM21 225V226H20ZM45 225V226H44ZM228 224L225 222H219V225H217V226H219V227H224L223 229H221V230H225V231H229V232H235V230L236 229H232V227L230 228V226H227ZM23 226V227H22ZM40 226V227H39ZM41 226H43V227H45V229H43V227H41ZM200 226H202V225H200ZM216 226V225H215ZM215 226H213L214 227V229H219L217 226V228L215 227ZM203 227V226H202ZM227 227H228V229H227ZM23 228V229H22ZM204 228H208V227H204ZM203 228V230H202V228H200L203 232H205V231H207V232H205V233H208V231L210 232V230H212V229H204ZM210 228V227H209ZM229 228H230V230H229ZM20 230V231H19ZM205 230V231H204ZM23 231V232H22ZM26 231H28V233L26 232ZM32 231H34V232H32ZM44 231H43V233H44ZM21 232V233H20ZM26 233V234H25ZM45 233H46V231H45ZM25 234V235H24ZM33 234V235H32ZM34 234H35V236H34ZM136 234V233H135ZM262 234H263V232H262ZM22 235V236H21ZM4 236V237H3ZM13 236H15L16 237V239H15V237L13 238ZM38 236V237H37ZM50 236V235H49ZM26 237H28V238H26ZM45 237H47L46 239H45ZM14 240H13V239ZM18 238H20V239H18ZM30 238V239H29ZM35 238V240H32V239H34ZM50 238V239H49ZM55 238V237H54ZM1 240V241H2ZM15 240H18V242L17 241H15ZM20 240V241H19ZM9 241L11 242V243H9ZM34 241H36V242H34ZM69 241H71L70 239H69ZM69 241H68V239L67 240H64L63 242L64 243H67V246H69L70 245V243H69ZM73 241H75V240H73ZM82 241V240H81ZM81 241H77L78 243H80ZM15 242V243H14ZM49 244H53V242L51 243V242H49V241H47ZM77 242H75L74 243V245H73V243H71V245H70V247L73 245V246H77L78 244H76ZM82 242H84V240L82 241ZM29 245H28V244ZM32 243V244H31ZM10 244V245H9ZM55 244V243H54ZM82 244H86L85 242L84 243H82ZM25 245V246H26ZM35 246V247H34ZM75 246V247H76ZM81 246V245H80ZM16 247V246H15ZM31 247V248H30ZM79 247V246H78ZM29 248V249H28ZM25 249V250H26ZM196 249H198V248H196ZM30 250L28 251V253L29 252H31ZM7 253H9L8 251H6ZM33 253H32V255L34 254L35 255V252L34 251H32ZM3 255L4 256H2V254H1V256L2 257H6V255L3 253ZM8 255V254H7ZM29 255H30V253H29ZM31 255V256H32ZM34 255L32 256V257H34Z\"/></svg>","mask_w":264,"mask_h":264}]
</instances>
